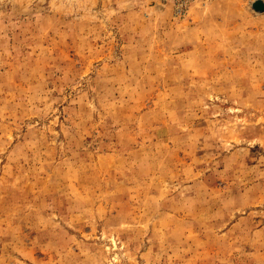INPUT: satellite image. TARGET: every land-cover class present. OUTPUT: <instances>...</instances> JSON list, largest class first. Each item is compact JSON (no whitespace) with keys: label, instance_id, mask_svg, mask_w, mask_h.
Listing matches in <instances>:
<instances>
[{"label":"rangeland","instance_id":"rangeland-1","mask_svg":"<svg viewBox=\"0 0 264 264\" xmlns=\"http://www.w3.org/2000/svg\"><path fill=\"white\" fill-rule=\"evenodd\" d=\"M256 1L0 0V264H264Z\"/></svg>","mask_w":264,"mask_h":264},{"label":"water","instance_id":"water-1","mask_svg":"<svg viewBox=\"0 0 264 264\" xmlns=\"http://www.w3.org/2000/svg\"><path fill=\"white\" fill-rule=\"evenodd\" d=\"M253 9L258 11V12H264V2L263 1H256L252 5Z\"/></svg>","mask_w":264,"mask_h":264}]
</instances>
